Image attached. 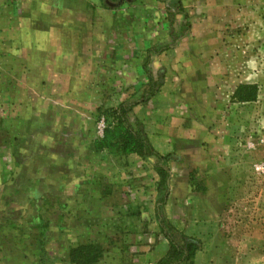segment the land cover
Listing matches in <instances>:
<instances>
[{"label": "rangeland", "instance_id": "rangeland-1", "mask_svg": "<svg viewBox=\"0 0 264 264\" xmlns=\"http://www.w3.org/2000/svg\"><path fill=\"white\" fill-rule=\"evenodd\" d=\"M16 1L0 0V264H71L70 248L89 242L104 248L97 264H157L170 248L160 220L169 233L200 241L191 264H264V0H246L244 20L232 29L255 36L232 41L225 54L227 75L239 65L246 81L258 82L259 99L240 103L225 96L232 86L205 83L188 96L177 86L183 101L153 103L155 120L171 109L199 121L184 141L204 152L206 166L192 171L203 190L191 185L193 193L189 181L168 177L160 185L157 166L170 169L169 159L95 149L106 125L95 101L97 92L109 97L108 71H32V0H18L12 17ZM191 26L184 22L175 35ZM84 73L97 85L82 84ZM117 74L111 80L122 82ZM141 75L149 78L145 87L135 73L117 93L135 91L123 103L131 110L160 91L164 71ZM131 110L129 121L146 130L139 118L146 110ZM183 119L190 127L192 118ZM154 128L151 121L148 130ZM211 141L219 143L212 151L217 175L207 163Z\"/></svg>", "mask_w": 264, "mask_h": 264}, {"label": "crops", "instance_id": "crops-1", "mask_svg": "<svg viewBox=\"0 0 264 264\" xmlns=\"http://www.w3.org/2000/svg\"><path fill=\"white\" fill-rule=\"evenodd\" d=\"M18 4L17 0L12 5L15 9L12 17L20 13H16ZM245 6L250 7L246 0H32L29 19L32 22L29 35L32 37V71L93 70L94 76L98 69L107 70L109 97L97 92L96 107L116 108L133 99L135 91H125L135 73L142 77L140 83L145 87L149 78L143 77L142 71L146 69L155 75L163 70L160 91L147 98V104L139 102L131 111L138 116L139 110H146L139 118L146 126L145 132L154 149L162 155H170L169 181L188 183L195 168L206 166L201 160L204 152H194L192 144L184 142L197 134L199 121L190 115L191 111L172 112L171 109L155 120L153 113L157 111L152 109L153 103L183 101L185 90L188 96L190 87L205 83L214 87L217 84L232 86L230 94L225 96L233 100L240 84H258L255 80L246 81L239 65L236 67L239 71L229 76L226 73L230 63L225 54L232 51L231 42L255 36L254 30L234 33L232 29L236 22L240 24L244 20ZM186 21L192 24L191 28L176 36ZM117 73L122 82L111 80V74ZM87 78L84 73L82 84H87ZM87 81L95 83L94 77ZM177 86L184 88L183 93L178 94L180 88L175 93ZM122 88L125 91L119 97L117 93ZM259 97L260 91L257 99ZM184 117L192 118L190 127L183 125ZM151 121L155 128L148 130ZM218 146L219 143L211 141L207 152V163L212 165L215 175L218 165L214 164L212 151ZM186 157L190 159L188 164L183 160ZM190 192L193 193L191 184ZM149 226L155 228L154 223ZM138 246L141 245L133 248ZM143 247L142 251L152 253L149 246Z\"/></svg>", "mask_w": 264, "mask_h": 264}, {"label": "trees", "instance_id": "trees-1", "mask_svg": "<svg viewBox=\"0 0 264 264\" xmlns=\"http://www.w3.org/2000/svg\"><path fill=\"white\" fill-rule=\"evenodd\" d=\"M258 84H240L232 98L240 103L257 100ZM132 105L121 104L116 108H99L106 125L102 135L94 140L96 150L115 149L124 155L137 154L141 157H156L161 160L169 159L170 155H162L152 146L142 124L132 125L127 117ZM160 175V185H165L169 171L165 167L157 166ZM190 184L194 188L203 190V185L197 183L195 176L191 175ZM158 218L160 216L158 215ZM160 229L169 241L170 248L166 256L160 258L157 264H191L200 249V241L196 237L188 236L178 231L169 233L160 220ZM104 248L99 243L89 242L70 248L69 258L71 264H97L104 256Z\"/></svg>", "mask_w": 264, "mask_h": 264}]
</instances>
